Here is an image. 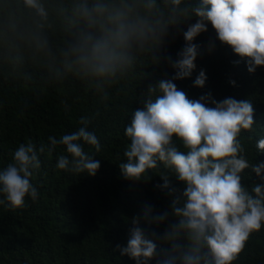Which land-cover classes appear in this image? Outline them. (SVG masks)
Masks as SVG:
<instances>
[{
	"label": "clouds",
	"instance_id": "9594fccd",
	"mask_svg": "<svg viewBox=\"0 0 264 264\" xmlns=\"http://www.w3.org/2000/svg\"><path fill=\"white\" fill-rule=\"evenodd\" d=\"M0 7L9 21L0 36L3 44L30 51L52 80L74 75L105 98L106 87L126 77L139 55L159 61L153 53L165 44L170 29L197 18L183 32L185 45L178 58H167L174 69L172 78L151 85L143 108L134 111L125 129L131 141L124 152L127 162L119 164L125 179L140 181L162 162L185 187L180 192L168 175H161L163 184L156 187L167 190L170 210L153 214L146 205L131 219L127 245L116 247L136 264L151 260L156 264H232L237 260L250 235L264 226V183H256L249 191L241 176L249 168L257 176L264 171V163L248 161L240 139L241 131H251L255 124L253 105L232 97L216 101L211 92L190 99L174 81L192 76L200 55V45L193 41L208 31L209 23L216 38L246 61L250 73L264 66V0H197L195 4L184 0H5ZM206 80L201 69L193 86L203 88ZM230 83L235 85L234 80ZM79 122L83 126L74 133L59 140L50 136L48 151L58 144L66 146L72 159L60 155L56 167L95 176L100 162L78 141L93 146L97 153L102 146L96 134L87 130L90 120L81 117ZM174 138L187 152L180 150ZM256 146L264 152V138ZM38 151L43 153L45 146L37 150L32 143L21 144L14 152V163L0 171V193L5 196L0 205L23 209L26 197L38 199V189L30 182L34 170L41 167ZM169 216L176 221L168 223L162 234H149L141 227L142 223L162 224Z\"/></svg>",
	"mask_w": 264,
	"mask_h": 264
},
{
	"label": "trees",
	"instance_id": "16d2710c",
	"mask_svg": "<svg viewBox=\"0 0 264 264\" xmlns=\"http://www.w3.org/2000/svg\"><path fill=\"white\" fill-rule=\"evenodd\" d=\"M184 2L195 4L197 0ZM4 3L0 0V5ZM196 19L191 17L178 28L170 29L165 44L153 53L160 57L159 61L148 54L139 55L126 77L106 87V98L71 74L60 81L52 80L41 60L30 51H17L0 41V171L14 163V152L21 144L32 143L37 150L45 146L43 153L38 151L41 167L30 177L38 189V199L26 197L27 206L23 209L0 205V264H136L116 247L127 245L132 217L141 214L146 205L153 208V214L170 210L167 190L156 187L163 184L161 175H168L180 192L185 185L162 162L148 170L140 181L125 179L119 167L127 162L124 152L131 142L125 129L134 111L143 108L148 88L174 75L167 58H178L177 53L185 45L183 32ZM8 23L5 10L0 7V36ZM193 42L200 45L197 67L190 78L174 83L190 99L211 92L216 101L228 97L250 101L255 124L251 131L242 130L240 139L248 161L264 163V152L256 146L264 138V66L250 73L246 61L216 38L210 23L208 31ZM237 60L240 63L234 64ZM201 69L206 72V84L203 88L194 87L193 81ZM81 117L90 120L87 130L96 134L102 146L97 153L93 146L78 141L86 153L100 162L95 176L56 167L60 155L72 159L66 146L58 144L48 151V138L59 140L64 134L78 131L83 126ZM174 140L181 151L187 152L180 140ZM241 176L249 191L256 183H264V171L257 176L249 168ZM0 199H5L3 193ZM175 221L169 216L162 224L142 223L141 227L149 234H162L167 224ZM232 264H264V226L250 235Z\"/></svg>",
	"mask_w": 264,
	"mask_h": 264
}]
</instances>
